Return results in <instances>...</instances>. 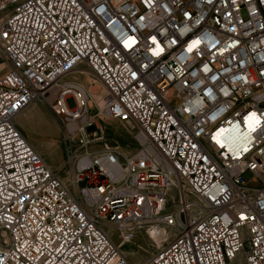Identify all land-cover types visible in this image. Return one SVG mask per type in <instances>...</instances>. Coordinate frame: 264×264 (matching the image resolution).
I'll use <instances>...</instances> for the list:
<instances>
[{
  "label": "built area",
  "instance_id": "2783aa9c",
  "mask_svg": "<svg viewBox=\"0 0 264 264\" xmlns=\"http://www.w3.org/2000/svg\"><path fill=\"white\" fill-rule=\"evenodd\" d=\"M0 53V264H264V0H0ZM37 100L66 174L16 123ZM99 117L137 151L94 152Z\"/></svg>",
  "mask_w": 264,
  "mask_h": 264
},
{
  "label": "rangeland",
  "instance_id": "374dc122",
  "mask_svg": "<svg viewBox=\"0 0 264 264\" xmlns=\"http://www.w3.org/2000/svg\"><path fill=\"white\" fill-rule=\"evenodd\" d=\"M7 70L8 64L0 53V76ZM73 77L81 80L88 88L87 90L92 95L90 105L96 108L100 102L101 94L105 93L104 84L97 80L94 85L98 88L90 90L92 85L89 81L95 79V77L88 73L87 69L73 73ZM16 123L42 156L60 173L66 174L68 165L65 160L66 148L63 130L57 118L50 111L48 103L44 100L34 101L17 116ZM97 125L102 131L99 130L98 135H92L102 137L94 140L89 145L94 152L103 150L107 142L118 144L128 154L137 151L139 146L135 137L137 127L133 128L125 121L114 117H99ZM252 176L253 172L250 170L244 173L245 178H251ZM109 229L112 232L114 241L120 245L122 252L134 263L146 260L155 249L151 238L144 231L138 230L132 238L121 242L118 229L115 227Z\"/></svg>",
  "mask_w": 264,
  "mask_h": 264
},
{
  "label": "bare ground",
  "instance_id": "6f19581e",
  "mask_svg": "<svg viewBox=\"0 0 264 264\" xmlns=\"http://www.w3.org/2000/svg\"><path fill=\"white\" fill-rule=\"evenodd\" d=\"M88 71V73H90L91 75H93L94 77H95V79H93V80H90L89 82L91 83V89L90 90H96L97 88H98V86H96V85H94V83L97 81V80H99V81H101L98 77H96V75L92 72V71H90V70H87ZM88 89V88H87ZM89 91V90H88ZM90 93V92H89ZM91 94V93H90ZM92 95H89V103H90V100H92V97H91ZM102 100H104V98H103V96H101V98H100V103H102Z\"/></svg>",
  "mask_w": 264,
  "mask_h": 264
}]
</instances>
